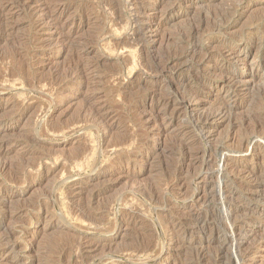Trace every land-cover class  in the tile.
I'll use <instances>...</instances> for the list:
<instances>
[{"label": "rangeland", "instance_id": "1", "mask_svg": "<svg viewBox=\"0 0 264 264\" xmlns=\"http://www.w3.org/2000/svg\"><path fill=\"white\" fill-rule=\"evenodd\" d=\"M24 1L0 0L12 25L0 33V140L10 143L0 157V264H81L70 247L97 240L106 247L82 264H234L232 234L242 264H264V0H135L150 27L137 47L117 44L132 14L127 0H113L124 20L117 27L103 0ZM45 10L58 25L39 20ZM222 45L241 51L233 72L246 77L253 68L261 77L245 78L227 103L230 121L206 135L199 112L214 113L227 93L222 63L200 59ZM181 52L193 55L173 62ZM77 61L89 67L82 76L72 74ZM147 62L162 73H145ZM67 74L70 83L60 79ZM85 103L104 109L106 125L78 117ZM120 136L124 149L108 147ZM246 141L259 146L243 153ZM88 206L103 224L73 216L71 208ZM141 245L151 249L136 254Z\"/></svg>", "mask_w": 264, "mask_h": 264}, {"label": "bare ground", "instance_id": "2", "mask_svg": "<svg viewBox=\"0 0 264 264\" xmlns=\"http://www.w3.org/2000/svg\"><path fill=\"white\" fill-rule=\"evenodd\" d=\"M22 1V0H21ZM26 1H28V2H33L34 0H25L24 2H26ZM104 2H107L109 5H110V9H113L114 7L116 8V5H115V0L113 1V0H103ZM20 2V1H19ZM118 2V1H117ZM136 1L135 0H127V3L129 4V6H131L132 7V11L130 12V13H132L131 15H130V17L128 18V20L125 22L126 24V32H125V34L123 35V37L122 38H120L119 40H118V42H117V44H123V45H125V44H130V45H135L136 47H137V45L139 44V41L141 42L144 38H145V31H147L150 27L148 26V25H145L144 23V16H146V10H144L143 8H141V9H143V10H141V9H139L137 6H136V3H135ZM106 3V4H107ZM131 4V5H130ZM118 6V5H117ZM130 7V8H131ZM109 8V7H108ZM114 8V9H115ZM113 9V10H114ZM110 11H112V10H110ZM122 10H120V11H118V10H114V12H112L113 13V15H116L115 16V18L113 19V21H112V23L114 24V25H116V27L118 26V25H122L123 24V22H124V20H122V18H121V12ZM59 16H57L56 17V13L55 12H49V11H42V13L40 14V16H39V20L40 21H42V22H45V21H50V23H49V25H54V26H56V25H58L59 24V22H60V19L58 18ZM112 17V16H111ZM114 17V16H113ZM112 17V18H113ZM10 22H11V20H10V18H7L6 17V9L3 7V6H1L0 7V33H5V32H7L8 30H10L11 28H12V25L10 24ZM124 25V24H123ZM48 28H49V26H48ZM49 30H50V28H49ZM191 30V29H190ZM194 30V29H193ZM196 30V29H195ZM194 32V31H193ZM190 33H191V31H190ZM53 35H57V33L56 32H54V33H52ZM58 34L60 35V33L58 32ZM188 35V34H187ZM190 35V34H189ZM254 35V34H253ZM252 35V36H253ZM254 37V36H253ZM143 38V39H142ZM189 38V37H188ZM253 39V38H252ZM122 45V46H123ZM47 46H51V44L49 43V44H47ZM140 46V45H139ZM196 51V50H195ZM243 52V51H242ZM182 53V52H181ZM180 53V55H178L176 58H174V60H173V62H175V63H177V62H179V61H181V60H186V57L190 54V55H193V54H191L190 52H185V53H182L181 54ZM196 53V52H195ZM204 55L201 57V59L200 60H202V61H215V63L217 62V63H222V66H219V67H216V70H217V72L218 73H221L223 76H224V86H223V88H224V91H225V89H226V93H227V97L223 100V98H222V104L221 105H219V107L217 106V104L215 105V106H217L216 108V110H215V108H214V113L213 112H210V114H205V115H202L201 114V112H199L200 114H199V121L200 122H202V124H201V131H204L205 133H206V135L209 133V131H211L210 129H211V127L213 126V125H215V124H218V123H221V122H224V121H230L229 120V118H230V116H231V112H230V110H229V108H228V105H227V103H228V101L233 97V96H235V95H237V91L239 90V87L240 86H242V85H244V83H245V78H247V79H253V78H255V77H261V76H259V74H258V69H255V70H253V68H249V70L247 71V76L245 77V76H243V75H240V74H237V73H235V72H233L232 70H231V68L229 67L230 65H232V64H234V63H236V62H239V61H242V62H244L242 59H241V51L239 50V49H237V48H234V47H230V46H228V45H222V48L220 49V50H218V52H209V53H203ZM174 55H176V54H174ZM173 55V56H174ZM197 54H195V56H196ZM202 55V54H201ZM245 56V55H244ZM189 57H191V56H189ZM188 57V58H189ZM199 57V56H198ZM187 58V59H188ZM196 58V57H195ZM168 59V58H167ZM198 59V58H197ZM153 60H156V59H154V57H153ZM162 60V59H161ZM169 60V59H168ZM184 60V61H185ZM160 61V60H159ZM155 62V61H154ZM157 62H158V60H157ZM172 62V63H173ZM182 62V61H181ZM148 63V64H147ZM146 64L147 65H143L144 66V69L143 70H145L146 72L145 73H149V75L151 74V75H155V77H156V75L157 74H159V73H162V72H158V67H156V66H154V65H152V62H151V65H149V62H147ZM167 63H168V61H167ZM198 63V62H197ZM201 63V62H200ZM199 63V64H200ZM206 63V62H205ZM162 64V63H161ZM164 64V63H163ZM155 65H156V62H155ZM160 65V64H159ZM165 65V64H164ZM179 65V64H178ZM220 65V64H219ZM166 66V65H165ZM164 66V67H165ZM169 66V65H168ZM176 66V65H175ZM89 68L88 67V65H83L80 61L78 62H75V64H74V67H73V70H72V74H75V75H77V76H82L83 75V71H84V68ZM161 67H163V66H161ZM163 67V68H164ZM171 67V66H170ZM169 67V68H170ZM162 68V69H163ZM169 68L167 67V70H169ZM172 68H173V66L171 67V69L170 70H172ZM175 68V67H174ZM177 68V67H176ZM88 70V69H87ZM159 70H161L160 68H159ZM169 70V71H170ZM86 71V70H85ZM84 71V72H85ZM162 71V70H161ZM166 71V70H165ZM172 72V71H171ZM174 72V71H173ZM178 72V70L176 71V73ZM216 72V71H215ZM166 73V72H165ZM58 74V73H57ZM178 74V73H177ZM59 75V74H58ZM57 76V75H56ZM159 76V75H158ZM163 76V75H162ZM53 77H54V75H53ZM164 77V76H163ZM69 78H70V74H67V75H62L61 77H60V79L61 80H63L64 82H66V83H68L70 80H69ZM52 79H54V78H52ZM172 79V78H171ZM178 79V78H177ZM183 79V78H182ZM181 79V80H182ZM174 80H176V78L175 79H173V81ZM64 82H62V83H64ZM71 82V81H70ZM69 82V83H70ZM175 82H178V81H175ZM223 82V81H222ZM32 82H30L28 79L25 81V85L26 86H30V85H32L31 84ZM58 83V82H57ZM57 83H56V86H57ZM61 83V82H60ZM59 83V84H60ZM80 83V82H79ZM65 84V83H64ZM82 84V83H81ZM89 84V83H88ZM121 84V83H120ZM118 85L117 87H116V89H115V92L116 93H120V91H121V88L123 87V86H121V85ZM177 84V83H176ZM55 85V84H54ZM86 86H87V84H86ZM182 86V85H181ZM73 88V87H72ZM89 90V89H88ZM189 91L191 92V94H194V93H192L193 91H191L190 89H189ZM188 91V92H189ZM184 95V94H183ZM185 95H187V94H185ZM190 95V94H189ZM192 96V95H191ZM190 96V97H191ZM154 97V96H153ZM187 97V96H186ZM163 98H165V97H163ZM192 98L194 99V96H192ZM167 99V98H166ZM184 99V98H183ZM192 99V100H193ZM197 99V98H196ZM170 100V99H169ZM187 100V99H186ZM189 100V99H188ZM200 100V99H199ZM199 100H197L198 102H199ZM156 101H157V99H156ZM167 101V100H166ZM165 101V102H166ZM196 101V100H195ZM195 101H193L194 103H195ZM154 102V101H153ZM164 102V103H165ZM190 102V101H189ZM156 103V102H155ZM186 103V102H185ZM191 103H192V101H191ZM193 103V104H194ZM161 104V103H160ZM172 104V103H171ZM156 105V104H155ZM167 105V104H166ZM184 105V104H183ZM141 106V105H140ZM144 106V105H143ZM162 106H165L164 104L162 105ZM155 107H157V105L155 106ZM143 108V107H142ZM142 108H141V110H142ZM177 108V107H176ZM181 108H182V106H181ZM186 108H188V110L191 108V107H189L187 104H186ZM212 108V107H211ZM55 109L56 108H54V107H52V109H51V107H49V110H50V113L53 111H55ZM179 109V108H178ZM185 109V108H184ZM213 109V108H212ZM193 110V109H192ZM192 110H191V112H192ZM195 110V109H194ZM104 111V109H102V108H96V107H94V106H92V105H88L87 103H85V104H83L81 107H79L78 108V117L83 121V120H85V121H88V120H90L91 122H92V125H93V123H95V124H98V126H97V128L99 127V124H101V125H103V124H105L106 125V123L108 122V120H110V116L107 114V113H105V112H103ZM147 111V110H146ZM213 111V110H212ZM143 112H145L144 110H143ZM142 112V113H143ZM185 112V111H184ZM204 112V111H203ZM207 112V111H206ZM50 113L48 112V113H46L45 115L46 116H50L51 117V115H50ZM187 113H188V111H187ZM190 113V112H189ZM208 113V112H207ZM45 115L42 117L43 118V124L44 123H46L45 121H47V119L45 118ZM233 115V114H232ZM197 116V115H196ZM195 116V117H196ZM232 117V116H231ZM201 119V120H200ZM196 120H197V117H196ZM90 121H88V122H90ZM198 121V120H197ZM87 123V122H86ZM104 126V125H103ZM95 127V126H94ZM99 129V128H98ZM111 129L108 127L106 130H105V133H104V135H105V137H107L106 135H108V133H109V131H110ZM3 132H5V130H3V129H0V134L1 133H3ZM254 131H252V133H253ZM203 133V132H202ZM249 134H250V132H249ZM246 135H248V134H246ZM252 135L253 134H251V137H252ZM256 135V134H255ZM259 135V134H258ZM250 136V135H249ZM257 136V135H256ZM255 136V137H256ZM260 136V135H259ZM121 137V136H120ZM119 137V138H120ZM246 137V136H245ZM254 137V138H255ZM115 138V137H114ZM118 137H117V139L116 140H113L112 138H111V140H113V141H111L110 143H109V146L108 147H110V148H114V149H112V150H115L116 148L119 150V147H123V145H124V143H125V138H122V139H119ZM139 138H140V136H139ZM229 138V137H228ZM244 137H242L241 138V140L243 139ZM249 138V137H248ZM257 138V137H256ZM260 138H262V137H260ZM125 139V140H124ZM129 138L127 137V140H128ZM231 139V138H230ZM246 139V138H245ZM244 139V140H245ZM250 139V138H249ZM248 139V140H249ZM258 139V138H257ZM26 140H30V141H33V142H35V143H39V140L36 138V137H28V138H26L25 139V141ZM105 140V139H104ZM103 140V141H104ZM144 140V139H143ZM240 140V139H239ZM240 140V141H241ZM247 140V141H248ZM253 140H255V139H252V141ZM138 141V140H137ZM231 141V144H233L232 143V139L230 140ZM238 141V140H237ZM244 142L243 144H241V146H240V150H242V149H244V150H247V147H248V150H252V149H254V148H256L257 146H259V144L257 143V141H254V142H252L251 144L249 143V142ZM251 141V140H250ZM262 141V140H261ZM260 141V142H261ZM104 142H106V141H104ZM103 142V143H104ZM108 142V141H107ZM128 142V141H127ZM141 142V141H140ZM223 142V141H222ZM233 142H234V139H233ZM235 142H236V140H235ZM142 143V142H141ZM226 143V142H225ZM236 143H238V142H236ZM242 143V142H241ZM9 141H3V140H0V157H4V156H6L9 152L8 151H6V148L9 146ZM104 144H106V143H104ZM108 144V143H107ZM137 144V143H136ZM138 144H139V141H138ZM226 144H228V143H226ZM261 144V143H260ZM125 145H126V143H125ZM222 145V144H221ZM238 145V144H237ZM137 146V145H136ZM136 146H134V147H136ZM218 146V145H217ZM224 146V145H223ZM234 146V145H233ZM125 147V146H124ZM124 147L122 148V149H124ZM222 147V146H221ZM227 147H230V145L229 146H227L226 145V148ZM236 147V146H235ZM234 147V148H235ZM239 147V146H238ZM106 147L104 146V149H105ZM107 149V150H111V149ZM137 148V147H136ZM182 148H183V146H182ZM230 148H233V147H230ZM258 148V147H257ZM116 149V150H117ZM221 149V148H220ZM237 150H238V148H236ZM85 150V149H84ZM83 150V151H84ZM102 150V149H101ZM115 150V151H116ZM222 150V149H221ZM225 150V149H224ZM228 150V149H227ZM103 151V150H102ZM114 151V152H115ZM230 151V153L231 152H233L232 150H229ZM80 152H82V151H80ZM188 152V151H187ZM226 152V151H225ZM228 152V151H227ZM242 152H243V150H242ZM245 152H248V151H245ZM79 153V152H78ZM84 153V152H83ZM82 153V154H83ZM185 153H186V150H185ZM190 153V152H189ZM224 153V152H223ZM229 153V154H230ZM239 153V152H238ZM244 153V152H243ZM80 154V153H79ZM78 154V155H79ZM191 154V153H190ZM224 154H227V153H224ZM78 155H76V159H77V156ZM73 156H75V155H73ZM72 156V157H73ZM185 156V155H184ZM230 156V155H229ZM80 157V156H79ZM192 157V156H191ZM199 157V156H198ZM37 158V157H36ZM212 158V157H211ZM232 158V157H231ZM207 159V158H206ZM210 159V158H209ZM229 157H228V155H224L223 157H222V165H221V170H222V167L223 168H226L227 167V163H228V161H229ZM72 160H73V158H72ZM78 160V159H77ZM208 160V159H207ZM233 160V159H232ZM71 161V160H70ZM74 162H76L75 160H73ZM195 161V160H194ZM236 162V161H235ZM203 163V162H202ZM209 163V162H208ZM213 163H211V165H212ZM209 165V164H208ZM201 166V165H200ZM233 166L235 167V165L233 164ZM219 168V169H220ZM238 169V168H237ZM220 170V171H221ZM239 170V169H238ZM232 171V170H231ZM12 172V171H11ZM240 172V171H239ZM218 175V174H217ZM220 176V175H219ZM12 177L14 178V179H18V177H16L14 174L12 175ZM201 177H205V176H201ZM218 177V176H217ZM220 178V177H219ZM202 179V178H201ZM206 178H204V182L206 181L205 180ZM210 179V178H209ZM221 180V179H220ZM219 182V181H218ZM264 183V182H263ZM262 183V184H263ZM197 184V183H196ZM199 184V183H198ZM204 184V183H203ZM220 184V183H219ZM80 186L81 185V183L80 182H76V183H73V184H70V185H67L66 187V193H68L67 194V196H71L72 197V189L75 187V186ZM223 185V184H222ZM256 185V184H255ZM200 186V185H199ZM220 186V185H219ZM218 186V187H219ZM257 186V185H256ZM224 187V186H223ZM107 188V187H106ZM112 188V186H110V187H108L107 189H111ZM221 190V189H220ZM219 190V192L221 193L222 192V190L220 191ZM259 190H261L260 188H259ZM263 190V189H262ZM105 191V190H104ZM213 191V190H212ZM224 191V190H223ZM108 192V191H107ZM217 194V193H216ZM220 195V194H219ZM218 195V196H219ZM227 194H225V196H226ZM223 196V195H222ZM221 196V197H222ZM230 196V195H229ZM212 197V196H211ZM226 197H228V196H226ZM225 197V199L227 200V198ZM231 199H232V196L230 197ZM218 199H220V197H218ZM217 199V200H218ZM222 199H223V197H222ZM222 199H220L219 201L221 202V204H223V200ZM230 199V200H231ZM218 201V202H219ZM228 202H229V198H228ZM226 203V202H225ZM220 204V203H219ZM227 206V205H226ZM233 206V205H232ZM232 206H229V208L231 207V211L229 210V208L228 207H226V208H228L227 210L228 211H230L229 212V215L227 214L228 213V211H227V213H226V215H228L227 217L228 218H231L232 216L234 217V215H232L233 213H234V208L232 207ZM221 207L223 208V206L221 205ZM235 207V206H234ZM226 208H225V210H226ZM71 210H72V214H73V216H75L78 220H80L82 223H87L88 225H93V226H96V225H101V222L103 221V219H102V214H95V213H93L92 212V210L90 209V207L88 206V207H79V208H77V207H73V208H71ZM220 210H223V209H221L220 208ZM224 210V211H225ZM236 210V209H235ZM239 211V210H238ZM43 213V212H42ZM221 213V212H220ZM232 213V214H231ZM224 214V213H223ZM37 215V214H36ZM106 215V214H105ZM128 215H130V214H128ZM132 215V214H131ZM130 215V216H131ZM195 215V214H194ZM200 215V214H199ZM199 215H197L198 217H199ZM104 216V215H103ZM197 216H195V217H197ZM221 216V215H220ZM132 217V216H131ZM197 217V218H198ZM223 217V216H222ZM221 217V218H222ZM225 217V216H224ZM227 217H225L226 218V221L227 220H229V219H227ZM232 217V218H233ZM33 218V217H32ZM104 218H106V216L104 217ZM232 218H231V220H232ZM134 219V218H133ZM132 219V220H133ZM235 219V218H234ZM234 219H233V221H234ZM128 220H130V219H128ZM201 220H202V218H201ZM223 220H224V218H223ZM195 221V220H194ZM205 221V220H204ZM235 221H236V219H235ZM234 221V222H235ZM132 222V221H131ZM133 222H135V221H133ZM196 222V221H195ZM200 222V221H199ZM208 222V221H207ZM229 222V224L230 223H232V222H230V221H228ZM130 223V222H129ZM167 223V222H166ZM165 223V224H166ZM203 223V222H202ZM226 223V222H225ZM102 224H103V222H102ZM122 224V223H121ZM124 224H126V223H124ZM128 224V223H127ZM170 223H168V225H169ZM196 224V223H195ZM195 224H194V226H195ZM229 224H226V228L228 229V230H230L231 232H232V230H234V228H233V226H235V224H231V225H229ZM167 225V226H168ZM200 225H202V224H200ZM205 225V224H204ZM203 225V226H204ZM240 225V224H239ZM63 226V225H62ZM66 226V225H65ZM104 226V225H103ZM121 226V225H120ZM120 226H118V228H117V231H120L121 229H122V227H120ZM127 226V225H126ZM193 226V225H192ZM197 226V225H196ZM202 226V227H203ZM64 227V226H63ZM90 227V226H89ZM112 227V226H111ZM171 227V226H170ZM176 227V226H175ZM209 227V226H208ZM207 227V228H208ZM225 227V226H224ZM223 227V228H224ZM164 229H167V228H165V227H163ZM173 228V227H172ZM171 228V229H172ZM201 229V228H200ZM235 229H236V227H235ZM237 229H238V226H237ZM66 229H64L63 231H65ZM191 230V229H190ZM184 231H187V230H183V233H184ZM192 231V230H191ZM197 231H199V230H197ZM238 231V230H237ZM195 232V231H194ZM200 232V231H199ZM235 232V231H234ZM212 233V232H211ZM227 233V232H226ZM237 233V232H236ZM235 233V234H236ZM188 234V233H187ZM190 234V233H189ZM189 234H188V236H189ZM192 234V233H191ZM198 234V233H197ZM200 234V233H199ZM202 234H204V232L202 233ZM209 234H210V232H209ZM229 234V233H228ZM238 234V233H237ZM241 234V233H240ZM243 234V233H242ZM193 235V234H192ZM217 234H215V236H216ZM245 235V234H244ZM243 235V236H244ZM182 236V235H181ZM184 236V235H183ZM208 236V235H207ZM240 236V235H239ZM242 236V235H241ZM242 236V237H243ZM187 237V236H186ZM193 237V236H192ZM196 237H198V236H196ZM200 237V236H199ZM202 237H205V236H202ZM213 237V236H212ZM232 239H228L229 241H232L233 243H232V246H230V248L229 249H231L232 248V250H229V252L230 251H232V256H233V258H234V260H235V262H234V264H242L241 262L243 261V258H245V256L242 254L241 255V252H240V245L238 244L239 242V240L237 241L238 243H236V241H234V237H236V235L234 236L233 234H232ZM245 237V236H244ZM177 238H178V236H177ZM179 238H180V236H179ZM178 238V239H179ZM181 238H183V237H181ZM190 238V237H189ZM234 238V239H233ZM236 238H238V237H236ZM248 238V237H247ZM192 239V238H191ZM206 239H208V238H206ZM224 240H226L225 238H223ZM243 239V238H242ZM97 240V239H96ZM182 240V239H181ZM204 240H205V238H204ZM203 240V241H204ZM198 241V240H197ZM207 241H210V240H207ZM217 241H219V240H217ZM216 241V242H217ZM228 241V242H229ZM183 242V241H182ZM188 242H190L189 240H188ZM187 242V243H188ZM198 242H200V241H198ZM206 242V241H205ZM224 242V241H223ZM190 243H193V242H190ZM202 244V243H201ZM227 244H229V243H227ZM231 244V243H230ZM229 244V245H230ZM188 245V244H187ZM200 245V244H199ZM207 245V244H206ZM229 245H225V246H227V248H228V246ZM200 246H202V245H200ZM204 246V245H203ZM223 245H221V247H222ZM11 247V246H10ZM104 247H106L105 246V244H103L102 243V241L101 240H97V241H88L86 244H80V243H77V244H75V245H73V246H71L70 247V251L72 250V249H76L77 251L76 252H78L77 253V255H78V258H79V260H77V262H80L81 264H82V262H84V259L88 256V255H90V254H94V252H97V251H102V249L104 248ZM205 247V246H204ZM136 248V247H135ZM206 248V247H205ZM223 248V247H222ZM9 249V248H8ZM11 249V248H10ZM14 249V248H13ZM151 248H149L148 247V245L146 246L145 245V247H142V245H141V248H139V249H134L135 250V253L136 254H139L140 255V253H146L147 251H149ZM201 249V248H200ZM242 249V248H241ZM243 249H245V248H243ZM104 250V249H103ZM246 250V249H245ZM12 251V250H11ZM160 251V250H159ZM249 251V250H248ZM133 252V251H132ZM158 252V251H157ZM161 252V251H160ZM245 252V251H244ZM243 252V250H242V253H244ZM250 252H251V250H250ZM253 252V251H252ZM246 253V252H245ZM133 254H134V252H133ZM158 254H159V252H158ZM250 254V253H249ZM135 255V254H134ZM231 256V255H230ZM231 256V257H232ZM244 256V257H243ZM218 257V256H217ZM247 257H249V256H247ZM233 260V259H232ZM245 262V261H244ZM264 263V262H263Z\"/></svg>", "mask_w": 264, "mask_h": 264}]
</instances>
